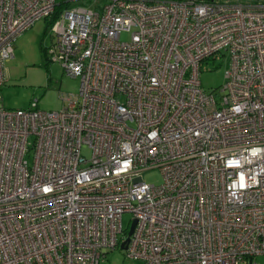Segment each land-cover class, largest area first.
I'll return each instance as SVG.
<instances>
[{
	"label": "built area",
	"instance_id": "2783aa9c",
	"mask_svg": "<svg viewBox=\"0 0 264 264\" xmlns=\"http://www.w3.org/2000/svg\"><path fill=\"white\" fill-rule=\"evenodd\" d=\"M90 1L49 30L78 94L54 113L0 105V264H100L116 249L140 264H254L264 0ZM56 4L0 0V90L13 42ZM218 57L224 84L205 92L200 66ZM151 170L161 185L143 181Z\"/></svg>",
	"mask_w": 264,
	"mask_h": 264
},
{
	"label": "rangeland",
	"instance_id": "374dc122",
	"mask_svg": "<svg viewBox=\"0 0 264 264\" xmlns=\"http://www.w3.org/2000/svg\"><path fill=\"white\" fill-rule=\"evenodd\" d=\"M90 2L70 0L67 4L88 7L91 5ZM45 28L47 22L37 20L13 42L14 57L4 66L6 83L0 90V105L3 108L27 110L35 102L40 111L54 113L65 107L66 103L63 102L65 96L78 94L79 80L67 77L58 63L50 62L52 58L49 54L45 57L41 54V47L48 50L53 44V37ZM128 37L124 34L120 39L126 41ZM227 67L228 60L225 57L202 63L199 76L202 89L211 92L221 88ZM84 155L88 158L90 153L85 151ZM142 177L146 184L155 186L162 184V176L158 170L146 171ZM131 219L130 214L122 216L121 221L125 230L129 228ZM125 257L124 252L116 249L106 253L100 264H140ZM254 264H264V255L256 256Z\"/></svg>",
	"mask_w": 264,
	"mask_h": 264
},
{
	"label": "trees",
	"instance_id": "16d2710c",
	"mask_svg": "<svg viewBox=\"0 0 264 264\" xmlns=\"http://www.w3.org/2000/svg\"><path fill=\"white\" fill-rule=\"evenodd\" d=\"M58 4L56 7V10L53 14V16H51V18H46L45 21L47 22V28H45V31H49L51 26L53 25L55 19L57 18V16L59 15L60 12H62V10L64 8H66L67 6H69L67 3L70 2V0H57ZM41 54H43V57L47 56V49H44L41 47Z\"/></svg>",
	"mask_w": 264,
	"mask_h": 264
},
{
	"label": "water",
	"instance_id": "95a60500",
	"mask_svg": "<svg viewBox=\"0 0 264 264\" xmlns=\"http://www.w3.org/2000/svg\"><path fill=\"white\" fill-rule=\"evenodd\" d=\"M134 226H135V222H133V224L130 227L129 232H127L128 233V237H127L126 243L129 241V238H130V236H131V234L133 232Z\"/></svg>",
	"mask_w": 264,
	"mask_h": 264
}]
</instances>
